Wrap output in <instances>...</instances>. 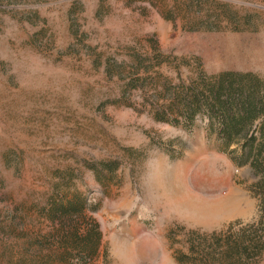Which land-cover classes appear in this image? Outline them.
I'll return each instance as SVG.
<instances>
[{"label": "rangeland", "instance_id": "1", "mask_svg": "<svg viewBox=\"0 0 264 264\" xmlns=\"http://www.w3.org/2000/svg\"><path fill=\"white\" fill-rule=\"evenodd\" d=\"M0 264H264V0H0Z\"/></svg>", "mask_w": 264, "mask_h": 264}, {"label": "trees", "instance_id": "2", "mask_svg": "<svg viewBox=\"0 0 264 264\" xmlns=\"http://www.w3.org/2000/svg\"><path fill=\"white\" fill-rule=\"evenodd\" d=\"M192 97H194V100H195L194 102L197 103V100L199 99V95L193 93ZM214 101H215L214 106L209 104V109L212 112H215L217 114L212 115L209 113V115H208L209 119L214 120V117H215L218 120V123H219L218 136H219V138L222 139L223 141H225L227 144L232 143L235 141V136H237L238 133L241 132V130L245 127L246 124H249L250 119L247 121V120H245L246 119L245 117H243L242 115H239L237 117H233V118L227 120L226 111L232 105V103L229 104L231 101L230 95H227L225 97V100H224V99H220V95L215 94ZM216 103H219V104L215 105ZM236 103L239 105L240 100L238 99L236 101ZM197 105H198V103H197ZM198 110H199V107H196L192 111L195 114V113H197ZM190 117H191V115H190ZM251 117H252V115H251ZM189 121L191 122L192 118H190Z\"/></svg>", "mask_w": 264, "mask_h": 264}]
</instances>
